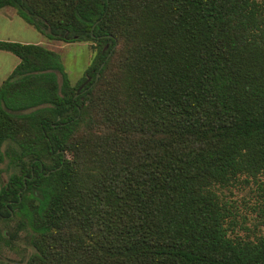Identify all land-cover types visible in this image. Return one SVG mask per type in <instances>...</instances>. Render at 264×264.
Here are the masks:
<instances>
[{
  "label": "trees",
  "instance_id": "16d2710c",
  "mask_svg": "<svg viewBox=\"0 0 264 264\" xmlns=\"http://www.w3.org/2000/svg\"><path fill=\"white\" fill-rule=\"evenodd\" d=\"M7 6L93 47L72 86L56 51L0 40L18 58L0 83V163L16 169L0 220L28 228L24 264H264V229L238 233L223 192L264 190V0Z\"/></svg>",
  "mask_w": 264,
  "mask_h": 264
},
{
  "label": "rangeland",
  "instance_id": "374dc122",
  "mask_svg": "<svg viewBox=\"0 0 264 264\" xmlns=\"http://www.w3.org/2000/svg\"><path fill=\"white\" fill-rule=\"evenodd\" d=\"M36 35L33 37L38 39L40 42L38 44L58 53L69 84L77 86L81 78L86 75L85 71L93 54L91 42L64 43L47 39L43 35ZM15 171L16 169L13 166L9 167L5 161L0 163V185L7 180L9 174ZM256 178L264 183V173ZM263 191L257 182H253L251 179L240 181L234 187L223 191L234 207V218L237 224L235 229L238 233L250 234L263 231L264 207L260 206V202L264 200ZM243 227H246L247 230ZM0 234L7 240L5 244L0 245V264H24L27 257L33 252L28 240V228L16 219L0 220Z\"/></svg>",
  "mask_w": 264,
  "mask_h": 264
},
{
  "label": "crops",
  "instance_id": "0c3cea01",
  "mask_svg": "<svg viewBox=\"0 0 264 264\" xmlns=\"http://www.w3.org/2000/svg\"><path fill=\"white\" fill-rule=\"evenodd\" d=\"M37 32L32 26L23 21L12 7L0 8V40L38 44L40 42L33 36L36 34L42 36V34ZM17 63L18 58L15 55L0 49V83Z\"/></svg>",
  "mask_w": 264,
  "mask_h": 264
},
{
  "label": "flooded vegetation",
  "instance_id": "af4514ba",
  "mask_svg": "<svg viewBox=\"0 0 264 264\" xmlns=\"http://www.w3.org/2000/svg\"><path fill=\"white\" fill-rule=\"evenodd\" d=\"M85 83H86V82H85ZM85 83L83 82V83L80 85V87L84 86V85H85Z\"/></svg>",
  "mask_w": 264,
  "mask_h": 264
},
{
  "label": "water",
  "instance_id": "95a60500",
  "mask_svg": "<svg viewBox=\"0 0 264 264\" xmlns=\"http://www.w3.org/2000/svg\"><path fill=\"white\" fill-rule=\"evenodd\" d=\"M107 56H108V55H107ZM100 67H101V65H100ZM96 75H97V74H96ZM87 80H88V78L84 81V83L87 82Z\"/></svg>",
  "mask_w": 264,
  "mask_h": 264
}]
</instances>
